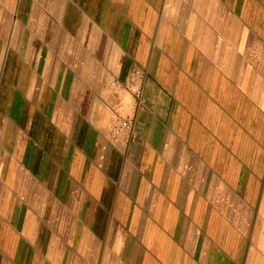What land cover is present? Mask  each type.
<instances>
[{"label":"crops","instance_id":"1","mask_svg":"<svg viewBox=\"0 0 264 264\" xmlns=\"http://www.w3.org/2000/svg\"><path fill=\"white\" fill-rule=\"evenodd\" d=\"M0 264H264V0H0Z\"/></svg>","mask_w":264,"mask_h":264},{"label":"built area","instance_id":"2","mask_svg":"<svg viewBox=\"0 0 264 264\" xmlns=\"http://www.w3.org/2000/svg\"><path fill=\"white\" fill-rule=\"evenodd\" d=\"M139 82V74L134 72L131 76L127 84L119 89L124 90L125 92L132 93L137 99L141 94V87L138 86ZM119 85L117 84L116 87ZM133 128L132 121H128L124 117H122L121 113L117 110L114 111V118L112 122L111 128V136L116 141L117 138H121L126 135L128 132L130 133Z\"/></svg>","mask_w":264,"mask_h":264}]
</instances>
